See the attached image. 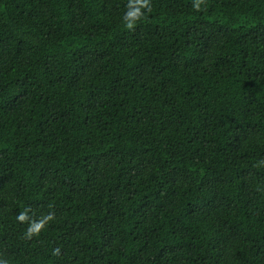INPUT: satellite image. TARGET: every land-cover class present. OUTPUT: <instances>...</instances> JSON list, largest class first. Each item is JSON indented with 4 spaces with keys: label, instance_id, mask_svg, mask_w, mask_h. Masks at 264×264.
Returning a JSON list of instances; mask_svg holds the SVG:
<instances>
[{
    "label": "trees",
    "instance_id": "16d2710c",
    "mask_svg": "<svg viewBox=\"0 0 264 264\" xmlns=\"http://www.w3.org/2000/svg\"><path fill=\"white\" fill-rule=\"evenodd\" d=\"M128 2L0 0V260L264 264V0Z\"/></svg>",
    "mask_w": 264,
    "mask_h": 264
},
{
    "label": "clouds",
    "instance_id": "9594fccd",
    "mask_svg": "<svg viewBox=\"0 0 264 264\" xmlns=\"http://www.w3.org/2000/svg\"><path fill=\"white\" fill-rule=\"evenodd\" d=\"M193 7L196 10L200 9V0L194 2ZM151 10V0H129L127 4V10L123 14L122 22L127 29H133L137 22L145 15L147 11ZM264 164V161L260 162ZM28 219L27 211L22 212L17 216V220L20 222H25ZM52 216L48 215L40 222H32L28 227V234L34 235L39 234L47 221L51 220ZM0 264H5V261L0 260Z\"/></svg>",
    "mask_w": 264,
    "mask_h": 264
}]
</instances>
